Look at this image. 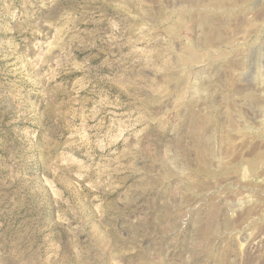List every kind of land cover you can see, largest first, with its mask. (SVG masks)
<instances>
[{
	"label": "rangeland",
	"instance_id": "374dc122",
	"mask_svg": "<svg viewBox=\"0 0 264 264\" xmlns=\"http://www.w3.org/2000/svg\"><path fill=\"white\" fill-rule=\"evenodd\" d=\"M0 264H264V0H0Z\"/></svg>",
	"mask_w": 264,
	"mask_h": 264
}]
</instances>
